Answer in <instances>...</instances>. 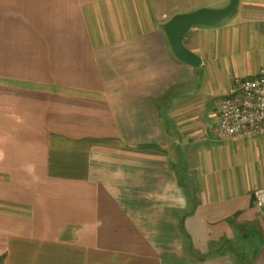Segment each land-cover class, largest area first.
Segmentation results:
<instances>
[{"label":"crops","instance_id":"crops-1","mask_svg":"<svg viewBox=\"0 0 264 264\" xmlns=\"http://www.w3.org/2000/svg\"><path fill=\"white\" fill-rule=\"evenodd\" d=\"M0 0V264H264V135L221 138L264 69V0Z\"/></svg>","mask_w":264,"mask_h":264},{"label":"built area","instance_id":"built-area-1","mask_svg":"<svg viewBox=\"0 0 264 264\" xmlns=\"http://www.w3.org/2000/svg\"><path fill=\"white\" fill-rule=\"evenodd\" d=\"M221 138L264 135V69L253 78H235L219 107ZM255 205L264 209V188L255 193Z\"/></svg>","mask_w":264,"mask_h":264},{"label":"water","instance_id":"water-1","mask_svg":"<svg viewBox=\"0 0 264 264\" xmlns=\"http://www.w3.org/2000/svg\"><path fill=\"white\" fill-rule=\"evenodd\" d=\"M239 0H231L222 9H200L173 17L166 25L165 32L175 55L182 61L195 67L201 65L200 58L186 49L183 39L189 28L195 25H216L232 15L237 9Z\"/></svg>","mask_w":264,"mask_h":264}]
</instances>
